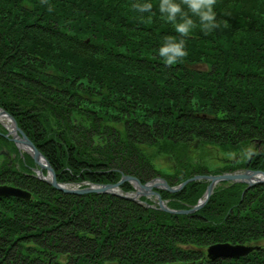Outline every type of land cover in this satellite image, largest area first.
<instances>
[{"label":"trees","instance_id":"trees-1","mask_svg":"<svg viewBox=\"0 0 264 264\" xmlns=\"http://www.w3.org/2000/svg\"><path fill=\"white\" fill-rule=\"evenodd\" d=\"M0 107L61 184L264 171V0H0ZM214 148L243 155L211 169ZM7 161L0 185L32 199L0 198V264H264V184L171 214L66 194ZM208 185L157 191L187 210ZM219 243L260 249L210 260Z\"/></svg>","mask_w":264,"mask_h":264},{"label":"water","instance_id":"water-1","mask_svg":"<svg viewBox=\"0 0 264 264\" xmlns=\"http://www.w3.org/2000/svg\"><path fill=\"white\" fill-rule=\"evenodd\" d=\"M2 118H6L12 122V127L14 128V130L8 133L9 135L13 136L12 141H14V143L19 147L20 150H23L35 161V163L38 164L39 168H35L33 170L36 174L35 176L39 180L66 194H110L139 204L144 203L141 201V198L143 197L148 199L154 198L155 200L153 205H150L146 202L144 204L147 207L158 209L163 212L186 215L194 214L203 209L208 204L211 196L214 194L215 189L222 183L229 182L231 184L246 185L243 196L245 192H247L251 188L260 184H264V171L242 169L235 171L234 173L229 172L219 175H197L186 180L177 187L170 186L167 180L162 177H156L149 182L142 183L138 178L134 176L123 175L120 181L115 184L84 183V187L74 188L73 186L61 184L58 182L55 170L51 166L48 159L28 138V136L19 128L16 119L6 110L0 108V124L4 127L9 128L8 125L2 123ZM2 154L7 155L8 153L2 152ZM22 156L24 157V154ZM44 170L46 171V174L44 173ZM196 181H208L209 185L199 202L195 206H192L187 210L171 209L168 206L167 202L163 200L161 194L157 191L163 190L169 193H178L182 191L188 184ZM126 183H131L134 190L124 191L122 189V186ZM1 197H16L25 200H31L32 193L20 187L0 185V198ZM259 249V246L254 245H232L229 243H219L212 245L207 249V257L210 260H216L220 258L238 259L248 256Z\"/></svg>","mask_w":264,"mask_h":264},{"label":"flooded vegetation","instance_id":"flooded-vegetation-1","mask_svg":"<svg viewBox=\"0 0 264 264\" xmlns=\"http://www.w3.org/2000/svg\"><path fill=\"white\" fill-rule=\"evenodd\" d=\"M2 123L8 125V127H9V128H7V127H4L3 125L0 124V135L6 140V142L0 141V154L2 152L8 153L7 155L6 154L3 155V157L7 158L8 161L5 163H2V164H7L9 166H11V165L17 166V167L21 166V165H25V166L29 167V169L31 171V173L29 175H33L34 177H36L35 176L36 174L33 170L35 168L36 169L39 168L38 164L35 163V161L28 154H26L23 150H20L19 147L14 143V141H12L13 136L8 134L10 131L14 130V128L12 127V122L6 118H2ZM18 126H19V124H18ZM19 128H20V126H19ZM23 154H24V157L22 156ZM44 173L46 174L45 170H44Z\"/></svg>","mask_w":264,"mask_h":264},{"label":"rangeland","instance_id":"rangeland-1","mask_svg":"<svg viewBox=\"0 0 264 264\" xmlns=\"http://www.w3.org/2000/svg\"><path fill=\"white\" fill-rule=\"evenodd\" d=\"M194 68H196V69H203V67H199V66H197V67H194ZM250 149H256L255 148V145H252L251 146V148ZM213 150V152H210L209 153V158H210V161H208V165H209V167H211V169H216V168H219V167H223V166H225V165H229V164H232V163H234V162H237V160H240L239 158L241 157V155H243V154H238V153H236V154H233V155H225L224 153H222V152H220V150H219V148H214V149H212ZM2 154V153H1ZM0 154V157H3V155L4 154H2L1 155ZM163 163H165V161H164V159L163 158H160L159 160H158V165H159V167L160 168H163ZM163 169H165V168H163ZM239 170H242V169H239ZM236 171H238V170H236ZM235 171H233V172H230V173H234ZM229 173V172H228ZM223 174V173H222ZM213 175V174H212ZM217 175H219V174H217ZM182 184V183H181ZM229 185V184H231V183H222V184H220L219 186H223V185ZM180 185V184H179ZM179 185H177V186H179ZM71 186V185H70ZM177 186H174V187H177ZM74 188H81L82 186H80V185H76V186H73ZM150 200L153 202V204H154V198H150ZM152 204V205H153ZM196 205V204H195ZM195 205H193V206H195ZM192 207V206H191ZM232 245H234V244H232ZM251 246L252 245H254V244H250ZM260 245H264V242H262V243H260ZM255 246V245H254Z\"/></svg>","mask_w":264,"mask_h":264}]
</instances>
